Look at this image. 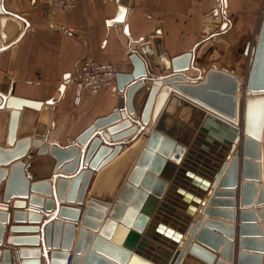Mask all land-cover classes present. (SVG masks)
Segmentation results:
<instances>
[{
	"label": "water",
	"instance_id": "95a60500",
	"mask_svg": "<svg viewBox=\"0 0 264 264\" xmlns=\"http://www.w3.org/2000/svg\"><path fill=\"white\" fill-rule=\"evenodd\" d=\"M40 1L49 27L73 35L52 21L55 2ZM223 8L224 4L222 16ZM220 9L218 6L206 17L202 32L207 37L196 50L169 58L161 47L160 30L150 37L154 49L150 42L126 44L124 53L132 68L116 74L115 109L95 119L65 147L58 146L54 140H43L47 130L54 127L50 118L51 104L56 99L45 104L9 95L8 77L13 76V66L6 75L0 73V119H5L10 110L5 144L0 130V166H3L0 183L5 180L2 201L13 210L14 225L9 231L31 234L9 235L6 239L8 245L19 247V264H40L41 256L46 258L47 254L48 264H126L129 258V264H149L144 259L156 264H230L236 193L240 205L239 264L259 263L254 253L263 250L264 238H259L262 231L249 206L264 201V184L255 200L262 150L264 153V14L255 44L248 45L237 56L228 48L222 56L214 51L210 40L222 22ZM123 12L124 9L118 8L113 20L121 21ZM22 17L17 8L10 7L8 0H0V51L16 43L15 38L24 30L23 24L27 26ZM82 42L84 52L75 63L73 74L60 85V94L71 81L80 80L81 61L88 56ZM210 50V56L203 62L205 52ZM245 61L248 62L245 92L248 98L240 117L237 75L242 74ZM26 109L40 110L41 116L47 117L42 128L27 133H34L37 138L16 139L19 118ZM141 130L140 138L121 152L122 146L132 141L131 136ZM221 131L228 133L223 134L227 138L226 147H222L220 154L218 150L214 164L208 162L206 166L211 174L201 184L203 190L205 186L216 185L204 206L203 219L194 217L197 209L186 212L187 218L192 217L184 221L177 234V240L185 238L181 249H178L180 243L173 252L171 247L154 249L156 244L149 241L152 226L144 230L150 217L163 221L159 212L152 217L155 205L173 210L167 205L172 201L164 195L167 181L178 164L184 167L188 157L197 152L205 154L214 140H221ZM124 138L126 141L119 142ZM30 147H37L38 155H48L34 161L11 163ZM227 147L235 154L225 170L223 158ZM9 164V169L5 168ZM50 170L58 171L52 175L51 182L30 183L39 174L50 177ZM26 201L42 212L22 211ZM200 203V195H194L193 205ZM259 214H264V209H259ZM78 220L82 226L74 242L73 221ZM6 221L7 212L0 209V246ZM119 227L122 230L118 231ZM39 243L42 249L20 248ZM10 256V248L4 247L0 264H10Z\"/></svg>",
	"mask_w": 264,
	"mask_h": 264
},
{
	"label": "crops",
	"instance_id": "0c3cea01",
	"mask_svg": "<svg viewBox=\"0 0 264 264\" xmlns=\"http://www.w3.org/2000/svg\"><path fill=\"white\" fill-rule=\"evenodd\" d=\"M11 8H17L19 14L27 23L23 24V32L15 38L14 46L0 51V73L6 75L7 69L13 66V76H9L10 84L8 94L16 97L43 101L45 104L53 99H56L51 104V118L54 123L53 128H49L43 138L44 142L54 140L58 146L65 147L71 145L74 139L86 128H88L95 119L109 115L115 109L116 95L113 89H103L99 93L92 95L85 92L78 104H74L75 83L71 81L63 89L60 94L59 87L64 80L73 74L75 63L84 52L83 42L86 44L88 56L98 61H109L114 63L118 72H129L132 68L125 55V45L132 41L150 42L154 49V43L150 39L155 35L156 30H160L161 47L169 58L177 56L181 53L196 50L207 37L202 31L206 17L218 6L221 8V25L218 31L210 39L216 48L233 49L243 53L245 48L251 44L252 35H256L263 17L261 13L262 0H82L73 10L69 12L54 10L52 21L56 25L64 27L72 32L73 35H68L63 32L53 30L49 27L45 17V7L40 0H8ZM224 4L222 16V7ZM124 9L121 14V21H115L118 8ZM121 13V12H120ZM222 30H219L221 27ZM13 33V31H12ZM76 35V36H74ZM2 46H4L2 44ZM7 47V46H6ZM215 48V49H216ZM220 49V48H219ZM217 50V49H216ZM204 58L203 62H206ZM163 75V73H161ZM157 76V75H155ZM5 78V77H4ZM10 110H7L9 114ZM25 115L19 118L16 131V139L23 137L37 138L30 133L37 128L43 127V120L46 117L41 116V111L30 109L22 110ZM41 116V119H40ZM124 121L122 119L117 124ZM134 125V124H133ZM220 125H218L219 129ZM103 129L101 131H105ZM224 131H226L224 129ZM139 131L131 136L132 141L129 144L123 145L121 152L127 149L132 143L140 138ZM139 133V134H138ZM225 134V133H224ZM228 134V133H226ZM221 137L222 131H221ZM127 138L119 142L126 141ZM129 139V138H128ZM223 137V140H226ZM6 143V136L3 138ZM216 141V140H214ZM223 144L222 140L218 141ZM5 147H7L5 145ZM218 148V147H217ZM215 149L211 143L207 147L206 154H202L200 159L199 169L192 170L190 168H182L179 164L173 171L172 177L167 181L168 185L164 191V195L169 196L171 201L177 203L176 211L186 212L197 210L196 219H203V209L212 195L214 188L209 185L206 187V193L200 195L202 204L193 205L194 195H198L203 181H208L199 171H203L205 165L212 161V156L209 153L217 154L218 149ZM37 147H30L21 158L16 161H34L44 155L37 154ZM215 150V151H214ZM120 153L116 156L118 157ZM211 156V157H210ZM209 158V159H207ZM211 159V160H210ZM214 161V160H213ZM260 171V185L257 188L255 200L261 192V185L264 184V153L262 150ZM10 163V164H11ZM10 164L5 166L9 169ZM209 165V164H208ZM211 165V164H210ZM3 168V166H0ZM183 169V170H182ZM40 173V172H39ZM42 173V172H41ZM180 173V174H179ZM57 172L50 170V177H43L44 174H39L38 179L30 180V183L39 181H52V175H57ZM88 186L87 194L92 185L94 176ZM46 176V175H45ZM5 180L0 183V203H2V191ZM210 182V181H209ZM211 183V182H210ZM239 189V187H238ZM208 192V193H207ZM234 214H233V238L231 245L232 260L230 264H239V232L238 226L240 223L238 211L239 195L235 194L233 198ZM13 201V200H12ZM11 203V202H10ZM22 211L29 212L36 210L34 206L27 201ZM197 204V203H196ZM160 205L155 207V211ZM169 206H171L169 204ZM174 206V205H173ZM9 208L12 210L10 204ZM250 209L254 211L258 224L264 238V214H259V209H264V201L256 205L254 202ZM34 209V210H32ZM39 209V208H38ZM180 209V210H178ZM40 213L42 212L41 209ZM156 213V212H154ZM153 217V216H152ZM180 217V218H179ZM181 217L178 213L167 215L165 212L160 215L161 220H153L155 223L154 233L161 235V240L169 241L170 243H179L176 239L180 233L179 227ZM67 221V220H65ZM75 223L77 237L78 229L82 226L81 220L73 221ZM14 225L10 215L5 222V232L0 246L1 251L4 247H9L11 250L10 264H19L20 257L17 253L19 247L11 246L6 243L9 235H31L30 233H11L9 228ZM27 225V224H24ZM150 226V223L147 227ZM153 227V226H152ZM152 229V228H151ZM88 230V229H87ZM254 236V235H250ZM177 240V241H176ZM168 242V243H169ZM92 241L88 245L90 247ZM41 243L38 246H20V248L34 249L41 248ZM16 248V253L13 249ZM52 249L47 250L49 253ZM253 250V249H249ZM59 251V248L57 249ZM252 253V252H250ZM219 257V253H215ZM259 257L258 264H264V248L258 253H254ZM132 255V254H131ZM40 264H48L49 254L46 258L41 256ZM144 259V258H143ZM130 258L126 264L130 263ZM149 264H156L145 260ZM256 261V260H255ZM251 264V262H249ZM214 264V263H213Z\"/></svg>",
	"mask_w": 264,
	"mask_h": 264
},
{
	"label": "built area",
	"instance_id": "2783aa9c",
	"mask_svg": "<svg viewBox=\"0 0 264 264\" xmlns=\"http://www.w3.org/2000/svg\"><path fill=\"white\" fill-rule=\"evenodd\" d=\"M55 2V9L69 12L73 10L82 0H49ZM261 13L264 14V0L261 3ZM117 66L109 61H98L90 56H86L81 61L80 80L75 83L74 104H78L85 92L95 95L103 89H111L116 85ZM5 203L4 205H1ZM0 209L10 215L9 203H0ZM36 212L40 213L39 209ZM16 253V248L13 249Z\"/></svg>",
	"mask_w": 264,
	"mask_h": 264
},
{
	"label": "bare ground",
	"instance_id": "6f19581e",
	"mask_svg": "<svg viewBox=\"0 0 264 264\" xmlns=\"http://www.w3.org/2000/svg\"><path fill=\"white\" fill-rule=\"evenodd\" d=\"M257 36V35H256ZM247 78V77H246ZM237 80H238V83H239V87H238V92H237V94L240 96L239 97V111H240V117H241V115H242V111H243V105H244V102L246 101V99L248 98V96L245 94V92H246V82H247V79H245L244 80V82H242V80L240 79V78H238L237 77ZM1 113V112H0ZM9 116V114H8V112H7V114H6V116H5V119H0V130H2V134H3V136H6V138H7V126H8V117ZM225 130H227V129H225ZM230 131L228 130V133H229ZM224 134V133H223ZM222 134V135H223ZM228 135V134H227ZM226 134H225V136H227ZM224 137V136H223ZM223 137H222V141H223V144H220L219 142H216V141H214L212 144H213V146L215 147V149L217 148L218 150H220V152H219V154L220 153H222V151H223V148L222 147H226L225 145V141L226 140H223ZM2 143H4V141L2 142ZM240 143H241V141L236 145V149H238L239 148V145H240ZM225 144V145H224ZM235 149V150H236ZM228 150V151H227ZM215 151V150H214ZM206 154V153H205ZM235 154V151H233L232 153H230V151H229V147H227V149H226V154H225V157L223 158L224 159V161L226 162L225 163V165H224V169L225 168H227V165H228V163H229V161L231 160V158L233 157V155ZM209 155H213L211 158H212V160H215V159H218V157H217V155H218V152H217V154H213V153H209ZM179 165H181V164H179ZM226 170V169H225ZM224 170V171H225ZM223 171V172H224ZM211 186V185H210ZM206 187L207 186H205V187H203V188H205V190H206ZM211 188H214V190L216 189V185H214L213 187L211 186ZM199 191V193H197V194H199V195H202L203 193H204V195H205V193H206V191ZM213 190V191H214ZM213 191H212V193H213ZM208 193V192H207ZM5 203H3V204H1V205H4ZM112 206V205H111ZM157 205H155V207H156ZM178 205H174L173 206V210H169L167 207L166 208H162L161 207V205L159 206V209L157 210V211H155V207H154V209H153V217H156V213L157 212H159L160 213V215H162L164 212L167 214V215H169V216H171V215H174L175 213H178L179 215H182V217H181V224H180V227H179V230H181L180 228L184 225V221H187L190 217H192L191 215L187 218L186 217V215H184V212H182L180 209H178V210H180V211H176V207H177ZM198 210V209H197ZM154 212H156V213H154ZM189 212H192V211H189ZM196 213H194V217L196 218V215H197V211H195ZM193 213V212H192ZM180 218V217H179ZM150 219H151V217H150ZM149 219V221L147 222V224H146V227H145V232L149 229V228H151V226H153L152 227V230H155V228H154V223H152L151 222V220ZM153 219V218H152ZM150 223V226L149 227H147V225ZM119 230H122L121 229V227H119L118 228V231ZM184 239L185 238H183L181 241L179 240L178 242L180 243V247H178V249H181V246H182V244H183V242H184ZM149 241H151L152 243H155L156 244V246L155 247H153L154 249H157V250H160V249H167V248H169V247H171L172 248V252H173V250L178 246V243L177 244H175V243H170L169 241H165V240H161V235H159V234H157V233H152V237H149ZM177 241V240H176ZM169 242V243H168ZM18 251V250H17ZM18 253V252H17Z\"/></svg>",
	"mask_w": 264,
	"mask_h": 264
},
{
	"label": "rangeland",
	"instance_id": "374dc122",
	"mask_svg": "<svg viewBox=\"0 0 264 264\" xmlns=\"http://www.w3.org/2000/svg\"><path fill=\"white\" fill-rule=\"evenodd\" d=\"M250 41H251V44L249 45V47H251V46H253L254 44H255V35H252V37H251V39H250ZM214 48V51L215 52H219L222 56H224V54H225V51H226V49L225 50H223V48H221V47H218V48H216L215 47V45L213 46ZM217 50H216V49ZM220 48V49H219ZM230 49V48H229ZM230 51L233 53V55L234 56H237V55H240V54H242L240 51H235V50H233V49H230ZM210 52H211V50L209 51V52H205L206 54L204 55V57H203V59H202V61L204 60V58H206L207 56H210ZM248 62L247 61H245V63H244V67H243V71H242V74H240V75H237V77L238 78H240L241 80H242V82H244V80L246 79V77H247V72H248V64H247ZM202 158V154H200V153H196V155H194L192 158L190 157H188V160L186 161V165L183 167L182 166V168L184 169V168H190V169H192V170H196V169H199L198 168V166L200 165V162H201V159ZM187 159V158H186ZM207 159H209V158H207ZM211 160V159H210ZM214 164L215 163V161H211V162H209V165L210 164ZM206 166V165H205ZM182 169V170H183ZM204 170L203 171H199L202 175H204L206 178L207 177H209L210 176V167L209 166H206V167H204L203 168ZM208 173H210V174H208ZM167 205H169V204H167ZM171 206H170V208L171 207H173V205H177V203L176 202H174V201H172L171 202V204H170ZM187 214V213H186Z\"/></svg>",
	"mask_w": 264,
	"mask_h": 264
}]
</instances>
